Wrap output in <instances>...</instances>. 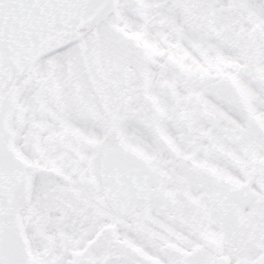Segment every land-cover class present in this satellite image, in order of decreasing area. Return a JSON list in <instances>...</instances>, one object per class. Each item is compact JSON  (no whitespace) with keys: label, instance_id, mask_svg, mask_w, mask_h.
<instances>
[{"label":"snow or ice","instance_id":"snow-or-ice-1","mask_svg":"<svg viewBox=\"0 0 264 264\" xmlns=\"http://www.w3.org/2000/svg\"><path fill=\"white\" fill-rule=\"evenodd\" d=\"M0 264H264V0H0Z\"/></svg>","mask_w":264,"mask_h":264}]
</instances>
